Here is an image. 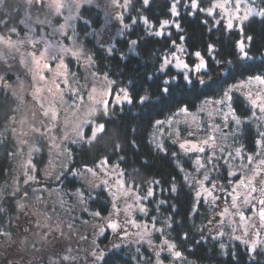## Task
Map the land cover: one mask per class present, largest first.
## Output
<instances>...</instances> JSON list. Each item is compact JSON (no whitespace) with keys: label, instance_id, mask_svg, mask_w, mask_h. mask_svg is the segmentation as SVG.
Returning a JSON list of instances; mask_svg holds the SVG:
<instances>
[{"label":"snow or ice","instance_id":"6c2138e0","mask_svg":"<svg viewBox=\"0 0 264 264\" xmlns=\"http://www.w3.org/2000/svg\"><path fill=\"white\" fill-rule=\"evenodd\" d=\"M91 2L92 0H17L10 7L9 0H0V48L3 49L0 51V66H3V71H0V96L7 99L10 105H17L5 109L0 104V111L5 113L6 121H0V128L3 129L0 131V145H9L7 157L10 159L27 149V158L18 168L15 171L11 168L8 170L12 172L10 180L6 178L0 183V239L12 241V230L8 224L13 217L18 222L24 216L33 215L29 208V204L33 202L46 209L42 213L46 219H51L49 213L58 215L59 210H63L64 215L69 217L68 227L71 228V222L76 221L77 217L70 215L72 209L67 206L68 201L65 199L68 197L81 206L82 225H90L93 230L95 238L91 241L92 250L87 253L90 264H107L108 250L101 245L111 236L115 238L112 248L119 249L121 244L116 243V240L123 242L130 235L129 225L137 230L131 233L136 237L134 243L146 245L152 251V255H140L141 247H137V264H165L166 260L168 264H183L187 257L178 249L177 243L167 238L162 243L154 240L155 234L164 237L165 229H172L175 220L173 216H168L162 221L164 226L157 227L156 218L149 217V209L142 201L154 196L151 187L140 194L135 191L134 182L132 187H126L123 179L109 184L104 179L110 174L109 170L120 177L125 173L119 170V163L112 164L107 157L91 166L75 163L74 150L70 145L83 147L98 142V138L103 139L106 122L116 111L122 110L124 104H133L134 98L141 105L150 104L154 94L145 89L143 95L136 93L134 97L133 91L127 86L114 89L112 85L116 81L109 78L97 65L94 53L79 41L71 21L83 19L79 16V10L84 4ZM112 4L117 8L130 10L127 16L129 23H125L123 12L118 17L129 34L134 33L136 26L142 23V32L165 39L166 44L171 45L168 54L158 59L152 75L145 78L153 80L156 90L162 95H170L174 88L181 86H195L197 81L203 84L205 81L202 77L209 71L208 61L201 51L191 53L195 59L189 63L182 55H177L186 53V48L177 44L175 39H167L172 36L167 29L174 27L177 31H183L179 23L181 10L185 15L201 20L209 32L217 29L221 37L224 32H235L238 38L233 43V48L238 50L239 58L244 60L252 58L248 49L253 44V36L248 35L245 30L246 23L253 21L255 17L264 21V6L256 7V0H171L168 5L170 18L158 20L156 24L143 13V9H150L151 0H123L122 3L121 0H112ZM131 13L136 14L135 18ZM41 14H44L43 19ZM171 17L177 19L172 20ZM84 23L87 24L88 21L85 20ZM20 25L28 29L26 37H22ZM36 26L48 38L41 36L38 40L32 39L36 35ZM157 27L158 30L151 31ZM130 43L133 47L129 51H134L145 42L138 37L130 40ZM25 44H30L31 50L22 52L21 47ZM205 52L217 65H221V59L217 58L220 50L215 42L209 43ZM14 53H19V60L15 71H12L13 64L10 61L17 59ZM108 53L112 55L113 50L109 49ZM223 63L231 61L224 60ZM101 81L106 83L101 86ZM253 84L258 86V90L253 94L249 89L246 94L250 108L245 120L233 107V94ZM43 93L47 95H42ZM29 97L35 109L33 119L30 122L21 119L19 124L22 127L26 125V130L18 131L16 112L19 104L28 102ZM86 100L90 103H86ZM208 105L227 107L226 113L222 109H215V114L220 116V123L215 121L212 110L207 111V115L212 118L211 122H201L199 115L193 114L187 105L179 107L178 111L165 119H156L154 122L161 135L163 126L171 128L173 124L183 123L187 125L188 137H196L197 133L202 132L207 138L199 139L198 142L181 140L180 130L173 128L176 138L172 140V144L178 145V150L169 153L165 144L154 137L155 147L164 155H170L179 171L185 173L183 181L193 193L190 215L198 217L202 209L214 213L211 217H205L207 223L197 231L203 234L209 225L217 224L218 227L212 229L216 232L212 239L229 236L231 240L244 245L245 251L255 261L257 257L264 255V240L260 238L261 231L264 230V158L259 159L255 169L251 170V176L240 178V173L248 170L247 166L253 163L254 158L264 154V125H256L257 138L253 142L251 154L245 151L243 145L229 151L232 145L225 143L229 135L225 130H230L235 125L236 130L231 132L232 144H238L245 126L256 121L264 122V115L257 116V110L264 114V75L250 76L246 81L222 90L219 98L205 99L198 112H205ZM37 115L41 117L39 120L35 118ZM181 116L184 119L178 120L177 117ZM115 147L118 149L119 145ZM119 159L123 160L124 157L120 156ZM181 159L188 162L187 168L180 162ZM233 160L239 172L233 169ZM3 175L7 177V173ZM68 175L80 182L78 188L72 192L64 191L63 195L59 194L61 190L51 189L52 181L63 183ZM233 177L235 180L231 179ZM174 181L175 177L170 182L169 191L177 194ZM153 183L159 185L161 182L155 180ZM53 191L57 193L58 199L49 206L46 194L50 195ZM94 192L96 195H93ZM101 193H106L107 201L95 203L100 200ZM166 203L167 200L159 201V205ZM221 203L228 206L217 212ZM170 207L175 209L176 205L172 204ZM245 208L258 217V224L249 223L251 216L246 215ZM133 210L149 219L138 221L133 217ZM236 217L239 218L238 221ZM17 227H20L19 223ZM36 227L39 228L40 225L37 224ZM241 227L243 232L239 235L237 233L241 231ZM225 228L229 231H224ZM250 229L254 239L249 237ZM21 231L27 234L33 229L26 224ZM121 233L124 234L123 238ZM64 238L63 230L57 226L44 232L40 243L55 249ZM88 238V235H79L82 241H87ZM188 239V233H184L182 240ZM25 243L26 241L20 242L21 245ZM35 243L34 241L33 247ZM219 247L221 250L226 249L223 242ZM162 253L166 255L162 257ZM223 254L232 255L231 251H224ZM66 261L76 264L78 257L59 255L57 260L49 259L48 264H65Z\"/></svg>","mask_w":264,"mask_h":264},{"label":"trees","instance_id":"16d2710c","mask_svg":"<svg viewBox=\"0 0 264 264\" xmlns=\"http://www.w3.org/2000/svg\"><path fill=\"white\" fill-rule=\"evenodd\" d=\"M16 2L17 0H9V6L11 7ZM170 3L171 0H151L150 9H143V13L149 17L153 24H156L158 20L170 18L168 9ZM262 6H264V0H258L256 7ZM79 11V16H82L83 19H77L75 23L78 39L86 49L94 53L97 58V65L108 74L110 79L116 81V84L112 87L115 89L119 86H127L130 91H133L134 97L136 93L143 95L145 89L154 94L150 104L141 105L134 98L133 104H124L122 110L116 111L106 122V134L103 135V139L98 138V142L83 147L70 145L74 150L76 165L87 164L91 166L107 157L110 163L120 164L119 170L125 173L123 178L126 184L133 186L134 182L135 191L144 194L151 187L154 196L142 201L149 209V217L154 216L156 218L157 227H163L162 221L168 216H173L175 220L172 229H165L164 237L155 234L154 240L156 243H161L164 238H167L171 242L177 243L178 249L184 253L188 262L192 264H264V255L257 257L254 261L252 255L245 251V246L238 242L233 243L222 237L212 239L215 236L211 228L212 225H209L203 234L197 231L198 228L204 227V224L207 223L205 217H211L214 213L205 212L202 209L198 217L190 215L189 209L193 193L183 181L185 173L179 171L175 160L170 155L166 156L156 149L154 142V137L158 139L160 133L154 126L156 119H165L184 105H187L190 111H193L205 99L219 98L222 90H226L233 84H239L250 76L264 75V21H261L259 17H255L253 21L246 23L245 30L248 35L253 36V44L248 49L252 58L244 60L239 58L238 50L233 48V43L238 38L235 32H224L221 37L217 29L209 32L207 26L202 24L201 20L185 15L181 10L182 17L179 19V23L183 31H177L174 27L167 29L172 33V36L167 39H175L177 44H181L186 48L184 55L189 63L195 59L191 53L201 51L209 64V71L204 76L209 77L211 80L203 85L197 81L195 86L174 88L170 95H162L156 90L154 81L145 78L152 75L158 59L162 58V55L168 54L171 45H167L165 39L149 36L146 31L142 32L143 25L141 23L136 26L135 32L132 34H129L127 29L124 28L121 36L115 39L111 47L113 54L109 55L108 50L101 46L92 34L103 22L101 11L95 7H83ZM123 14L125 23H129L127 16L130 14V10L125 9ZM131 15L134 18L136 16L135 13H131ZM43 18L44 14H41V19ZM171 19L176 20L177 18L171 17ZM85 20L88 21L87 24L84 23ZM19 27L22 30L21 35H23L25 27L24 25ZM156 30H158V27L151 31ZM181 36L184 38L179 39ZM138 37L145 43L137 46L134 51H129L133 47L130 40ZM212 42H215L216 47L220 50V55L217 58L221 59V65H217L206 55L205 49ZM121 56L124 58L121 59ZM224 60L231 61V63L224 64ZM233 95V107L238 115H242V118L247 120L250 105L238 92ZM0 104L5 109L17 107L16 104L10 105V102L2 96H0ZM17 113L18 111L16 115ZM4 115L5 113L0 111V121L6 123ZM259 115L257 110V116ZM253 120H255L254 117ZM216 122L218 123V121ZM257 124L264 125V122L256 121L243 128L238 144H232L231 132L236 130L235 125L233 124L230 130L226 129L225 131L229 132V135L225 143L232 145L228 150L231 151L235 147L243 145L245 151L251 154L254 146L253 142L257 138ZM0 131H3V129L0 128ZM181 138H184V136L182 135ZM174 139L175 137H165L158 140L164 143L169 153H171L178 150V146L172 144ZM116 145H119L118 149L115 147ZM8 147V144L0 145V183H3L6 178L10 180L12 172L8 170L11 168L14 171L15 169V158L10 159L7 157ZM120 156H123L124 159L120 160ZM180 162L185 164L187 168V161L181 159ZM3 173H7V177ZM173 177H175L174 182L178 189L177 194H172L169 191V185ZM231 179L235 180L234 177ZM155 180H159L161 183L156 185L153 183ZM79 184L80 182L77 179L68 175L63 179V183L56 182L53 185L51 184V187H62V190L69 192L78 188ZM93 195H96V193L94 192ZM106 196V193H101L100 200L95 203L106 202L108 199ZM160 200H167L168 203L159 205ZM95 203L93 206H95ZM172 204L176 205L175 209L170 207ZM221 205L224 204L221 203ZM158 206L159 210H157ZM216 211H218V208ZM149 217L140 215L138 219L147 221ZM5 223L8 222L5 221ZM184 233L189 235L187 241L182 240ZM196 241L200 242L197 243ZM221 242L225 243V250L220 249L219 244ZM101 247H107V240L104 241ZM137 247H141L140 255H152L150 249H147L145 245L124 246L119 249L107 248V264H137ZM224 251H231L232 255H225L223 254ZM169 259L171 258L169 257Z\"/></svg>","mask_w":264,"mask_h":264},{"label":"rangeland","instance_id":"374dc122","mask_svg":"<svg viewBox=\"0 0 264 264\" xmlns=\"http://www.w3.org/2000/svg\"><path fill=\"white\" fill-rule=\"evenodd\" d=\"M123 2V0H121V3ZM256 2H258V0H256ZM83 7H95L97 8V10H100L102 15H103V22L101 23L100 27L98 29H95V31L92 32V34H94L97 42L103 46L106 50L111 49V47L113 46V43L115 41V39L119 36H121V33L124 29V25L121 23V21L118 19V17L120 16V14L123 12L125 9H120L115 7L112 4V0H92L91 4H84ZM81 7L80 10L83 8ZM80 12V11H79ZM77 19L71 21L72 24L76 23ZM37 31H36V35L32 37V39L34 40H38L40 39L41 36H45V38H48L46 36V34L44 32L40 31L39 26H36ZM50 31V30H48ZM28 34V29L25 27V33L22 35V37H26ZM65 43H67V41H64ZM39 46V45H38ZM31 50V45L30 44H25L21 47V51L22 52H26ZM0 51H3L2 48H0ZM14 55L17 57L16 60H12L10 61L13 64V69L12 71H15L16 66H18V60H19V53H14ZM177 55H182L184 59H186L184 54L181 53H177ZM195 58V57H194ZM0 71H3V66H0ZM204 79V83H208L211 79L209 77H206L203 75L202 77ZM246 81V80H244ZM242 82V81H241ZM106 82L101 81V86H103ZM202 84V85H203ZM249 89H251L252 93L255 94L256 91L258 90V86L256 85H249L248 88H244L241 89L240 92H238L240 95H242V97H244L246 100V94L249 91ZM42 95H47V93H43ZM204 102V101H203ZM203 102H201L196 108L195 110L191 111L193 114H198L200 117L201 122H211V117H209L207 115V111L208 110H212L214 117H215V121H218V123H220V116L215 114V109H222V111L224 113H226L228 111L226 106H222V105H208L206 106V111L205 112H198L199 108L202 106ZM248 104L249 101L247 100ZM86 103H90L86 100ZM34 106L33 103L31 102V98H28V102H25L23 104H19L18 106V113L16 115V120H17V124L16 127L18 129V131L20 130H26V125L25 126H21L19 124V121L21 119H25L27 121H31L33 119V114H34ZM260 115H264L259 113ZM37 120H39L41 117L39 115H37L35 117ZM178 120H182L184 119L183 116L181 117H177ZM189 120L191 119L190 117L188 118ZM173 128L179 129L180 130V138L183 135L184 138H181V140L183 139H189L186 138L187 136V125L181 123V124H173V126L170 128L168 126H163L162 127V131H163V135H161L160 133L158 134V139H163V138H169V137H175L174 133H173ZM166 131V132H165ZM203 138H207L205 136L204 133L199 132L197 133V136L195 137V140H193V142H198L199 139H203ZM178 146V145H177ZM27 158V149H25L24 153L18 155L15 157L14 160H16V164H15V169L14 171L18 168L19 164L24 161ZM264 158V154H262L261 157H256L253 160V163L251 165L247 166V169L244 173H240V178H243L245 175L247 176H251L252 175V169H255L256 164L258 163L259 159ZM233 164V169L236 170L237 172H239L240 170L236 167V162L233 160L232 161ZM119 171V170H118ZM110 174L106 177H104V179H107L109 181V184H115V182L119 179H123V177L118 176L116 173L111 172V170H109ZM103 175V174H101ZM125 181V180H124ZM126 182V181H125ZM55 181H52L51 184H55ZM126 187H132L129 186L128 184L125 185ZM51 189H56V190H61L59 192L60 195H63L64 190H62V187H57L55 186L53 188V186L51 187ZM74 191V190H72ZM69 191V192H72ZM242 191V190H241ZM258 195V194H257ZM107 197V196H106ZM46 198H47V204L49 206H51L53 204V202H56L58 197H57V193L55 191H53L50 195L46 194ZM65 199L68 201V207H71L72 211L70 213L71 216H75L77 217V220L72 223V227L69 228L68 224L70 222L69 217L64 215L63 210H59V214H52L49 213V215L51 216V219H46L45 216L42 214L46 211V209L40 205L39 203H35L33 202V204H29V208L31 209V211L33 212V216L36 219L37 224L40 225V227L38 228V230H40L39 232L41 233H37L35 235H33L32 238H30V242L31 243L28 247L26 246V244L20 245L21 248V257L22 258H26L28 260V264H48L49 259L51 260H57L59 258V255H57V253H59L60 255H72V256H77L78 257V261L76 262V264H90V257L87 255L88 252H90L92 250V244L91 241L95 238L92 235V228L90 225H82L81 220L83 218V214L81 213V206L76 204L74 199H70L68 197H65ZM131 202V201H130ZM143 203V202H142ZM253 203L255 204V201H253ZM120 206L123 208L124 205L123 203L120 204ZM224 206H228V205H221L220 208H218V211H221L222 208ZM57 207H59L57 205ZM258 205H257V210H258ZM234 211V210H232ZM245 213L246 215L251 216V220L249 221V223L251 224H258V217L257 216H253L251 212H249V210L247 208H245ZM142 215L141 213H139L137 210H133V217L134 218H139V216ZM237 221L239 220L238 217L235 218ZM139 221V219H138ZM17 220L15 219V217H13L11 223L9 224V229L10 230H14L13 231V235H12V241L8 242L6 240L0 239V253L2 251H4V254L6 255L5 259L2 258L0 256V264H20L18 261H13V258L11 256V252L8 251V247H12L13 244H15L16 242H19V228L17 227ZM20 225V223H19ZM57 226H59L63 232H64V239L61 241L57 251L50 249V247L48 245H44L42 243H40L41 240V236L43 235V231L44 228H47L48 230L50 229H54ZM214 227H218L217 224H213L211 226V228L213 229ZM128 230L130 235H128L124 241L122 242L121 240H116V243H120L121 247L124 246H134L137 245L134 243L136 237L134 235H131V233H135L137 230L135 228H132L131 225L128 226ZM224 231H229V229L225 228L223 229ZM17 232V233H16ZM216 236V232L213 231ZM243 229L241 227V231L238 232L237 234L242 235ZM80 234H84V235H88V240L87 241H82L79 239V235ZM121 237H124V234L121 233ZM249 237H251L252 239H254V235L252 233V230H249ZM222 238H225L228 241L231 242H236L230 239L229 236H224ZM262 240H264V230L261 231V237ZM102 239V238H101ZM114 237H109L107 240V247H105L106 249L108 248H112V241L114 240ZM35 243V247H33V242ZM162 243V242H161ZM146 246V245H145ZM147 248V246H146ZM69 250H71V252H69ZM151 251V249H150ZM152 252V251H151ZM166 253H162L161 256H165ZM15 262V263H14ZM65 264H73V262L71 261H66ZM165 264H168V261L165 262ZM176 264H182V262H176ZM183 264H192L188 261L183 262Z\"/></svg>","mask_w":264,"mask_h":264},{"label":"flooded vegetation","instance_id":"af4514ba","mask_svg":"<svg viewBox=\"0 0 264 264\" xmlns=\"http://www.w3.org/2000/svg\"><path fill=\"white\" fill-rule=\"evenodd\" d=\"M176 138V137H175ZM186 138H189V139H193V140H195V137H186ZM19 223H20V227H19V235H20V238H19V242H16L15 244H13L12 245V247H8V251H10L11 252V256H12V258H13V261H18L20 264H28L29 262H28V260L26 259V258H22L21 257V248H20V242L21 241H26V246L28 247L31 243H29L30 242V238H32L33 237V235H35V234H37V233H41V232H39L40 230H38V228L36 227V225H37V222H36V219H35V217L33 216V215H31V216H24V217H22L19 221H18ZM28 225V226H30L32 229H33V231H31V232H28L27 234H25V233H23L22 231H21V229L25 226V225ZM43 232H46V231H48V229L47 228H44V230H42ZM17 233V232H16ZM29 241V242H28ZM60 245V244H59ZM59 245H57L56 246V248L55 249H53L51 246H49L50 247V249H53V250H55V251H57V249H58V247H59ZM129 246V245H128ZM131 246V245H130ZM129 246V247H130ZM59 254V253H58ZM60 255V254H59ZM0 256L2 257V258H4L5 259V257H6V255L4 254V251H2L1 253H0ZM14 262V263H15Z\"/></svg>","mask_w":264,"mask_h":264}]
</instances>
